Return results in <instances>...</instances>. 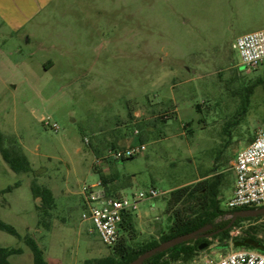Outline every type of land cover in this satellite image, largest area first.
Masks as SVG:
<instances>
[{
    "label": "rangeland",
    "instance_id": "1",
    "mask_svg": "<svg viewBox=\"0 0 264 264\" xmlns=\"http://www.w3.org/2000/svg\"><path fill=\"white\" fill-rule=\"evenodd\" d=\"M262 29L264 0H54L19 33L0 16V134L16 140L38 183L54 192L63 229L31 233L50 264L112 254L93 227L77 234L81 188L97 183L93 169L104 161L129 199L164 193L132 213L136 226L139 217L147 224L133 245L169 231L174 189L222 175L226 209L232 162L264 130V63L248 72L232 45ZM31 180L0 154V191L20 184L0 198V220L22 235L24 222L34 223ZM259 225L264 217L230 238ZM207 243L190 262L169 264H215L236 250L231 240ZM8 247L32 259L23 241L0 231Z\"/></svg>",
    "mask_w": 264,
    "mask_h": 264
},
{
    "label": "trees",
    "instance_id": "2",
    "mask_svg": "<svg viewBox=\"0 0 264 264\" xmlns=\"http://www.w3.org/2000/svg\"><path fill=\"white\" fill-rule=\"evenodd\" d=\"M248 101V96H246L245 102L248 103ZM0 154L14 173L28 174L32 177L30 185L32 197L40 199V205L36 206L38 226L48 229L52 217L51 213L56 208V200L52 191L47 186L38 183L37 173L32 169L27 155L14 138H7L0 134ZM110 180H112V176L100 174L102 185H106ZM223 181V176L217 175L194 185H187L170 191L166 212L172 221V225L169 231L161 235L158 240L153 238L133 245V242L138 239L139 232L135 227L133 214L130 212L124 214L120 224V238L115 247L111 248L112 254L100 259L87 260L83 264H130L140 255L158 247L161 243L193 233L206 226H211V229L205 233L208 236L191 240L163 253H158L146 260L144 264L188 263L200 251L199 246L207 242V237L218 239L222 242L231 240L236 250H255L264 254V225L251 226L239 235L230 238V232L234 228L244 222L260 220L264 216L246 219L237 218L231 227L227 228L234 212L255 208H243L232 211L224 209L221 198ZM19 186L20 184L16 183L14 186L1 190L0 198ZM0 231L22 240L32 252L34 264H47L44 252L31 236H20L13 226L2 220H0ZM214 232L216 234L209 236ZM21 253L22 251L17 248H0V264H11L9 257ZM165 258L167 259L164 260Z\"/></svg>",
    "mask_w": 264,
    "mask_h": 264
},
{
    "label": "built area",
    "instance_id": "3",
    "mask_svg": "<svg viewBox=\"0 0 264 264\" xmlns=\"http://www.w3.org/2000/svg\"><path fill=\"white\" fill-rule=\"evenodd\" d=\"M240 63L248 72L258 69L264 63V29L238 37L233 45ZM53 128L58 130V126ZM145 146L130 148L114 153L115 160L135 157ZM235 184L231 197L226 202V210L264 207V130L256 132L252 141L239 151L232 162ZM95 188V189H94ZM164 193L155 189L139 193L133 199L126 196H108L101 187L83 186L84 212L82 220L90 221L101 242L113 248L120 238V224L123 215L138 209L143 199H157ZM215 264H264V254L247 249L234 250L222 256Z\"/></svg>",
    "mask_w": 264,
    "mask_h": 264
},
{
    "label": "crops",
    "instance_id": "4",
    "mask_svg": "<svg viewBox=\"0 0 264 264\" xmlns=\"http://www.w3.org/2000/svg\"><path fill=\"white\" fill-rule=\"evenodd\" d=\"M53 1L54 0H0V16L3 19V22L8 27H10L15 33H19L29 22H31L34 18H36L39 14H41L43 12V10L47 6H49V4L52 3ZM49 63L51 66H53V63H51V62H49ZM106 164H107V161H104L100 164L99 167L96 166L95 170L93 169V171L98 175L97 183L101 182L100 181V174H103L105 176H112V180L108 181L106 185H102V183H101V187H102L103 191L108 196H113V197L125 196L124 191H123L125 186L121 185L119 183V179L116 178V176L111 175L109 170L104 169V166ZM30 185H31V182H30ZM91 186H95V184L91 185ZM52 193L54 195L53 191H52ZM67 193H68V191H67ZM9 194H12V191ZM80 196L82 197V200H83V209H85L83 187L81 188ZM31 197H32V193H31ZM32 199H33V207H34V211H35L34 223H31L30 225H28L27 223L24 222L23 225H24V230H25L26 234L22 235L17 231L20 236H22V237L26 236V235L31 236V233L33 231H35L36 234L40 233L42 235V233L45 232L49 235H52L53 232L55 231V229H60V230L63 229V222L59 221L58 216L53 211L51 213L52 217L50 219L49 228L45 229V228L39 227L38 226V214L36 211V206L40 205V199H34L33 197H32ZM55 200H56V198H55ZM7 207L11 208V205L8 204ZM81 219H82V215H81ZM138 219H139V222L137 223L138 226L147 225L144 221H142V219L140 217ZM138 226H136V224H135V227L137 230H138ZM148 226H150V225H148ZM92 227H93V225L90 221L81 220V224L77 228V230H78L77 234L82 235L84 228H86V229L88 228L90 230ZM138 232L140 234L142 233L140 231H138ZM35 241L38 244V241L37 240H35ZM8 248H17V249H20L22 251L21 254L12 255L9 257V262L11 264H34L33 263V255H32V259L27 258L28 256L25 253L24 249L19 248V247H8ZM31 254H32V252H31ZM44 254H45V252H44ZM44 257H45L47 264H50L48 257L46 255H44ZM29 259H31L32 261Z\"/></svg>",
    "mask_w": 264,
    "mask_h": 264
},
{
    "label": "water",
    "instance_id": "5",
    "mask_svg": "<svg viewBox=\"0 0 264 264\" xmlns=\"http://www.w3.org/2000/svg\"><path fill=\"white\" fill-rule=\"evenodd\" d=\"M259 216H264V207L236 211L232 214V220L228 224L227 228H230L231 225L233 224V222L237 218L246 219V218H257ZM210 229H211V226H206V227L201 228V229H199L193 233L183 235V236H179V237L173 238L171 240H168L164 243H161L158 247H156L152 250H149V251L145 252L144 254L140 255L137 259L132 261L130 264H144V262L146 260L152 258L153 256H155L158 253H163V252H165V251H167V250H169V249H171L177 245L189 242L191 240H197L199 238L206 237L208 235H205V233L207 231H209ZM214 234H216V232L210 234L209 236H213ZM206 246H207V244H204V243L201 244L199 246V250H203Z\"/></svg>",
    "mask_w": 264,
    "mask_h": 264
}]
</instances>
